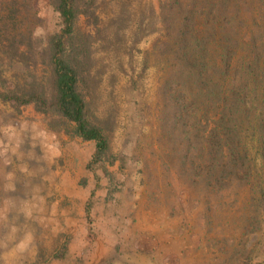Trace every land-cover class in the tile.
Returning a JSON list of instances; mask_svg holds the SVG:
<instances>
[{"label":"rangeland","instance_id":"rangeland-1","mask_svg":"<svg viewBox=\"0 0 264 264\" xmlns=\"http://www.w3.org/2000/svg\"><path fill=\"white\" fill-rule=\"evenodd\" d=\"M211 1L96 0V16L79 19L92 109L125 162L109 167L110 197L102 178L91 221L94 143L0 99V264H264V139L252 126L264 119V70L241 68L264 63V0H233L224 18L207 13ZM26 3L18 26L45 43L57 16L48 0ZM0 70L13 84L26 76L20 64Z\"/></svg>","mask_w":264,"mask_h":264},{"label":"trees","instance_id":"trees-1","mask_svg":"<svg viewBox=\"0 0 264 264\" xmlns=\"http://www.w3.org/2000/svg\"><path fill=\"white\" fill-rule=\"evenodd\" d=\"M48 1L57 16V23L45 43H40L42 38L36 37L30 26H18V22L27 19L26 14L23 15L29 6L27 0L0 2V64L8 66L20 64L26 75L21 82L13 84L4 77L3 70H0V99L18 107L33 104L38 112L50 118L49 125L53 129H63L73 137L94 143V151L86 165V169L94 177V186L85 205L87 218L91 221V213L99 196L96 192L101 189L102 178L108 177L110 186L106 197H110L117 184L109 167L117 161L120 162V168L125 165L123 155L112 153L106 127L99 122L92 109V92L95 85V77L92 74L93 46L89 34L82 31L78 21L81 16H96V0ZM211 2L207 13L221 18L228 16L229 6L234 4L233 0ZM182 34L183 32L180 41L184 38ZM241 41L242 39L238 40L236 46ZM200 46L197 42L196 48ZM183 54L188 59L185 51ZM194 60L201 63L197 65L200 68L202 64L205 65L204 58ZM241 64L242 70L248 74H256L258 68L264 70V63L262 64L257 57H253L251 62L243 61ZM40 67L42 73L38 76L35 69L38 70ZM215 90L216 88H213V93L218 95ZM241 97L242 91L238 89L234 94L236 106ZM262 115L264 114L260 113L259 117ZM229 121L232 122L233 118ZM174 124H177V118ZM252 126L264 139V119L261 121L259 119L257 125ZM236 133L238 132L235 125H231L227 135L234 143L230 149L232 156L238 152L239 143H235L237 139L234 137ZM232 158V163L238 162L236 157ZM91 230L93 232L92 227ZM66 251L67 246L57 252L54 258L63 260Z\"/></svg>","mask_w":264,"mask_h":264}]
</instances>
